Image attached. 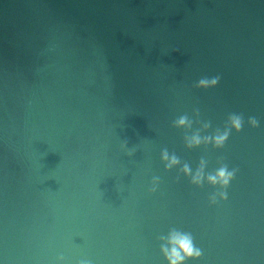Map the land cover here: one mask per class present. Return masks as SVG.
Segmentation results:
<instances>
[{"label": "water", "instance_id": "95a60500", "mask_svg": "<svg viewBox=\"0 0 264 264\" xmlns=\"http://www.w3.org/2000/svg\"><path fill=\"white\" fill-rule=\"evenodd\" d=\"M173 247L264 264V0H0V264Z\"/></svg>", "mask_w": 264, "mask_h": 264}, {"label": "clouds", "instance_id": "9594fccd", "mask_svg": "<svg viewBox=\"0 0 264 264\" xmlns=\"http://www.w3.org/2000/svg\"><path fill=\"white\" fill-rule=\"evenodd\" d=\"M216 81L210 80V81H200L199 84L200 86H207L210 84H215ZM178 124L182 125L185 123L184 119L181 118L179 121H177ZM232 126L235 128H239V119L238 118H232ZM224 139V136H219L216 137V143H220L222 140ZM192 142H198V140L193 137L192 138ZM176 161L174 159L170 160V163H175ZM185 171H187V169H185ZM231 173H227L225 172L224 169H220L217 173L216 176L214 177H209V180L212 181L213 183H215L216 181H219L222 185L226 184L228 182V179L230 178ZM195 181L199 180V176L197 175L196 177H194ZM170 243L176 245L179 247L180 251L183 253V256H197L199 255L198 251L194 250L191 246V242L187 237H176L173 236L170 239ZM167 258L169 259L170 264H177L178 261L183 259V256L180 255L179 252H177L176 248L173 247L170 250H168L166 252Z\"/></svg>", "mask_w": 264, "mask_h": 264}]
</instances>
